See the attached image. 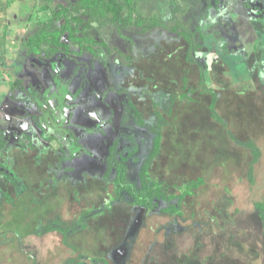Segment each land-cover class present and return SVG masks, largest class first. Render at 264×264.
I'll use <instances>...</instances> for the list:
<instances>
[{
  "label": "rangeland",
  "instance_id": "374dc122",
  "mask_svg": "<svg viewBox=\"0 0 264 264\" xmlns=\"http://www.w3.org/2000/svg\"><path fill=\"white\" fill-rule=\"evenodd\" d=\"M78 1L0 0V134L7 139L0 165L8 173L0 189L15 199L4 209L24 216L2 226L0 254L34 264H264V228L253 208L264 204V0H116L130 16L122 32L99 24L105 12L97 9L92 26L70 19L62 51L55 42L62 17L54 20V12H74ZM184 81L189 90L222 91L223 127L258 145L252 181L249 153L223 128L214 135L207 96L190 93L187 103ZM235 93L263 104L253 117L259 131L233 122ZM156 128L161 146L150 180L174 196L190 180L204 181L183 198L180 215L160 212L165 202L150 212L130 206L126 192L115 202V171L101 178L116 141L117 161L140 188ZM85 211L88 226L61 239Z\"/></svg>",
  "mask_w": 264,
  "mask_h": 264
},
{
  "label": "trees",
  "instance_id": "16d2710c",
  "mask_svg": "<svg viewBox=\"0 0 264 264\" xmlns=\"http://www.w3.org/2000/svg\"><path fill=\"white\" fill-rule=\"evenodd\" d=\"M100 3V5L96 6V3ZM80 4L78 5L77 9L74 10V12L70 11L69 8L65 7L61 14L60 12H54V20H59L58 18L62 17V22L64 26H62V30H60L57 35L55 42L58 45H61L62 42L60 41L61 34H67L70 35L69 31L71 30V27L73 28L72 22L70 19L72 18V21L75 19H82V25L83 26H92L91 23H89V20L92 19L93 13L95 11L103 9L105 14L101 15L98 23H110L115 27L116 30H121L125 28L129 24L130 16L124 12L123 7L117 3L116 0H79ZM70 7V5H69ZM60 14V15H59ZM72 14H75L74 16ZM62 15V16H61ZM81 25V26H82ZM89 29V28H87ZM85 31V30H84ZM179 36L184 37V42L189 45L190 50L193 48L191 47V41L187 39V34L184 32L178 33ZM61 43V44H60ZM63 45V44H62ZM195 48H198V45H194ZM194 48V49H195ZM188 61V60H187ZM202 87V85H201ZM203 93H208L210 96V103L208 106V113L210 115V118L213 119L217 124H220L222 126H225V123L220 119L221 117L218 116V113L215 111V105H216V94L213 89H203ZM228 137L231 139V141L234 144H237L238 146L246 149L249 152V155L251 157L250 162L248 164V178L249 181H252V170L253 166L257 163L260 151L258 148V145H256L252 141H244L241 142L237 140L231 133V131L228 129V127L225 128ZM161 144V135L158 131L155 132L154 138H153V144L151 152L149 153L148 157L144 160V162L141 165L140 171H139V181H140V188H137L134 184H132L126 177V166L124 162L117 161L116 159V145L117 143L114 141L112 145L109 148L108 158L106 160V173H105V180L109 177V173L111 170H115V177L111 180L113 191H114V201L119 202L121 201V193L126 192L131 197V201L128 203V205L133 207H142L143 210H146L148 212L155 211L158 209L159 203L165 202L166 206L164 208H161L159 211L164 212L168 215H180L179 212V205L181 204L184 197L193 195V190L199 188L203 181L201 179H197L193 182L190 181L189 184L184 186V190L178 194L177 196L174 195H164L161 183H156L150 180L148 169L149 164L153 160L155 156H157L160 152V145ZM1 168V165H0ZM2 172V171H0ZM3 173V172H2ZM7 177V176H6ZM177 200V205H172L170 202L172 200ZM254 209L257 212L258 218L264 228V204L262 202H256L253 205ZM90 212H83L78 219L71 221V223L66 227L65 233L63 232V240H66L71 234L73 235L74 232H78L80 229H85L87 225V221L90 219L92 214ZM50 228H46V230H49ZM58 230L62 235V229L54 228Z\"/></svg>",
  "mask_w": 264,
  "mask_h": 264
},
{
  "label": "crops",
  "instance_id": "0c3cea01",
  "mask_svg": "<svg viewBox=\"0 0 264 264\" xmlns=\"http://www.w3.org/2000/svg\"><path fill=\"white\" fill-rule=\"evenodd\" d=\"M207 89V88H206ZM210 89V86L208 87V89L207 90H209ZM193 92H197V93H199V94H202V95H205V96H207V109H208V106H209V103H210V96L208 95V93H203L202 91V88L200 89V91L198 90V89H193L192 90ZM1 92V91H0ZM185 94H188V92L187 93H185ZM184 94V95H185ZM195 94V93H194ZM215 94H216V98H217V101H216V105H215V111L218 113V116H220L221 118L220 119H222V121L225 123L226 121H227V118H225L224 116H223V114H222V107H223V103H220L221 102V100H222V96H224V94L222 93V91H215ZM242 94V93H241ZM244 94V93H243ZM242 94V95H243ZM190 94H188L187 95V98H186V100L185 101H187V100H189L188 99V97H190L189 96ZM182 96H183V94H182ZM182 96H181V98H182ZM234 100H231V101H233L234 102V104H232V106H236V109H235V107H234V115H233V117H232V119H234L233 120V122L234 123H236V125H239V123H244V122H247V124H256L255 123V118H253L254 116H256V118L258 119L259 118V115H260V110H259V108L260 107H263V104L261 105V103H260V101H259V98L256 96V95H253V96H248L247 97V95H243L242 97V99H238L237 98V96H238V94L237 93H235L234 94ZM192 97V96H191ZM245 97H247V98H245ZM225 98V97H224ZM191 100V102H189V101H187V103H193V99H190ZM247 101V103L246 104H248L249 105V107L248 106H246V108L244 109V107H242V105H243V103L244 102H246ZM236 102V103H235ZM219 105V107H220V111H217V106ZM254 109V110H253ZM236 111L238 112V111H242L243 112V114H241V115H239V116H237L236 117ZM209 114V113H208ZM242 116H245L244 118H242ZM209 117H210V115H209ZM211 119V118H210ZM211 122H212V127L214 128H212L211 130L214 132V135H216V132H220V127L221 128H223L222 130H224V132H225V135H226V140L229 138L228 137V133H227V131H226V129L222 126V125H220V124H217L215 121H213V119H211ZM257 122H259V120H257ZM226 125V124H225ZM251 128L252 129H254L255 131H259L260 130V128H259V124H256L255 126H252L251 125ZM233 135V134H232ZM217 137V136H216ZM236 138V137H235ZM237 139V138H236ZM230 140V139H229ZM238 140V139H237ZM231 141V140H230ZM239 141H241V140H239ZM232 142V141H231ZM241 142H244V141H241ZM233 143V142H232ZM234 144V143H233ZM258 144V143H257ZM235 145V144H234ZM238 147V146H237ZM240 148H242V147H240ZM244 151H247L246 149H244V148H242ZM248 152V151H247ZM249 153V152H248ZM218 166H220V165H218ZM224 166H226V165H223V166H220L221 168H223ZM2 172H0V175L2 176ZM4 176V175H3ZM201 177V176H200ZM195 180H197V179H200L199 177H197V178H194ZM195 180H190L191 182H193V181H195ZM202 180V179H201ZM190 181L189 182H187V183H185L184 184V186L185 185H187V184H189L190 183ZM203 181V180H202ZM2 182H4V181H1L0 182V185H5L4 183H2ZM203 184H204V181H203ZM11 202H15V199H13V197L10 195V194H8L7 192H6V190H0V233L2 232V229H3V227L2 226H4V224H3V222H5V225H6V223L7 222H9V223H12L13 221H15V220H18V219H21V218H23L24 216L22 215V217H21V215H16L14 212H16L17 213V211L15 210V211H12L11 209H4V207L3 206H11ZM6 220H7V222H6ZM19 223H20V221H19ZM21 224H23V223H21ZM16 225V224H15ZM45 227V230H46V226H44ZM36 228H31L30 229V232L28 233V236H30V238L33 240V238H36L37 236L35 235V230ZM49 233H48V232ZM36 232H38V231H36ZM45 232H47L48 234H51V233H55V234H58V235H60L61 233L58 231V230H56V229H54V228H51L50 227V229L49 230H46ZM42 232H40V234H41ZM69 238V237H68ZM68 238L66 239V240H68ZM71 238H72V236H71ZM11 239V238H10ZM61 239H63L62 238V236H61ZM1 240V239H0ZM13 241V239H11L10 241H8L9 243L10 242H12ZM3 244V243H2ZM4 246V245H3ZM4 248V247H3ZM14 255H10V256H4V254H0V264H34V263H32L33 262V260H30V261H23V262H21L20 261V263H18L16 260H14V259H12L11 257H13ZM7 257V258H6ZM79 261H80V258H79ZM82 261V260H81ZM94 263V262H93ZM65 264H73V263H65Z\"/></svg>",
  "mask_w": 264,
  "mask_h": 264
},
{
  "label": "flooded vegetation",
  "instance_id": "af4514ba",
  "mask_svg": "<svg viewBox=\"0 0 264 264\" xmlns=\"http://www.w3.org/2000/svg\"><path fill=\"white\" fill-rule=\"evenodd\" d=\"M245 2V1H244ZM250 4H251V1H250ZM62 26H64V24H63V22H62ZM113 26V25H112ZM114 27V26H113ZM114 29H115V27H114ZM125 28H123V29H121V30H116V31H118V32H122L123 30H124ZM60 30H62V28L60 29ZM67 34L65 33V34H61V37H60V41L62 42V44L61 45H58L59 46V48L58 49H62V51L63 50H65L66 48H67ZM177 36H179L178 35V33H177ZM182 37V36H181ZM66 38V39H65ZM187 39L188 40H190L191 41V43H192V40H191V38L189 37V35L187 34ZM66 40V41H65ZM182 40L184 41V37H182ZM257 43H259L258 41H257ZM187 44V43H186ZM57 46V47H58ZM187 46H188V48H189V45L187 44ZM191 47H193V44H191ZM241 48V47H240ZM97 49V46H92V52H94L95 50ZM193 49V48H192ZM258 49V47L257 46H254L253 47V50L254 51H256ZM224 53H227V51H224ZM222 54H223V52H222ZM221 54V55H222ZM228 54H230V52H228ZM174 55H176V52L174 53ZM232 55V54H231ZM213 64H217L216 63V60L213 62ZM223 67V66H222ZM206 69H204V71H205ZM211 71H212V69H211ZM212 75H214V73L212 72ZM212 78V77H211ZM206 82V81H205ZM207 83V82H206ZM187 84V82H183V90H187V92H188V94H190V93H192L193 95H194V93L195 92H193L192 90H189V89H186V87H185V85ZM207 85V84H206ZM205 85V87L208 89V86H206ZM187 94V95H188ZM192 94L191 95H189L190 97H188V99L190 100V99H193L191 96H192ZM181 96H182V94L179 96V98H181ZM180 100H183L182 98L180 99ZM26 101L28 102L29 100L26 98ZM24 102V101H23ZM137 114V113H136ZM43 131H44V133H45V131H46V133L48 132V134L50 133V129H44V128H41ZM156 131H158L159 132V134L161 135V133H160V130L158 129V128H156L155 130H154V135H155V132ZM70 137H71V133L69 132V134H68ZM6 135H5V132L2 134H0V149H2V148H4L5 147V145H6V142H7V139H6V137H5ZM114 142V141H113ZM112 142V143H113ZM116 142V141H115ZM112 143H111V145H112ZM117 143V142H116ZM110 145V146H111ZM110 146L108 147V150H109V148H110ZM116 147H117V145H116ZM21 148V147H20ZM107 150V151H108ZM108 153H109V151H108ZM107 158H108V155H107ZM107 160V159H106ZM107 167V166H106ZM3 167L1 166V168H0V171H3V169H2ZM141 168V167H140ZM2 169V170H1ZM114 170V169H113ZM126 170H127V168H126ZM115 171V170H114ZM139 171H140V169H139ZM105 173H106V169H105V172H104V174L102 175V179H104L105 177ZM7 174L8 173H3L2 174V176L4 177V178H8V177H6L7 176ZM110 174V173H109ZM115 177V176H114ZM126 177H127V172H126ZM138 178H139V173H138ZM109 179V177L107 178V180ZM128 179V178H127ZM105 180V179H104ZM112 180V179H111ZM129 180V179H128ZM8 181H10V183L9 184H12V182H11V179H9ZM130 181V180H129ZM111 182V181H110ZM131 182V181H130ZM132 183V182H131ZM132 184H134V183H132ZM13 185V184H12ZM111 185H112V183H111ZM135 185V184H134ZM28 186V185H27ZM136 186V185H135ZM161 186H162V184H161ZM29 187V186H28ZM27 188V187H26ZM1 190V189H0ZM162 190H164V188H163V186H162ZM25 192V191H24ZM26 192H27V195H28V203L30 204L31 202L33 203L34 201H33V192H29V189L27 188V190H26ZM114 192V191H113ZM175 196H177V195H175ZM3 224H4V226H5V222H3ZM81 230V229H80Z\"/></svg>",
  "mask_w": 264,
  "mask_h": 264
}]
</instances>
